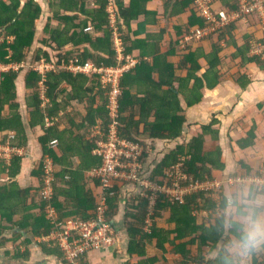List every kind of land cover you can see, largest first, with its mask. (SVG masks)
Returning <instances> with one entry per match:
<instances>
[{
	"label": "trees",
	"instance_id": "trees-1",
	"mask_svg": "<svg viewBox=\"0 0 264 264\" xmlns=\"http://www.w3.org/2000/svg\"><path fill=\"white\" fill-rule=\"evenodd\" d=\"M151 1L131 0L128 3L125 0H114L122 31L129 28V32L123 37L126 53L140 50L139 63L130 71H126L120 80L123 93L119 97V134L122 138L142 144L144 141L140 140L137 134L142 121L145 122L144 131L151 138L174 139L182 135L186 118L180 95L184 96L188 106H193L202 100V90L205 87L213 89L219 84L222 40H225L229 47L236 49L232 58L242 60L239 76L235 79L241 87L249 82L241 71L247 63L255 62L264 68L260 58L248 56L247 38L243 46L236 48L234 24L205 37L201 46L193 47L189 44L177 53L174 42L166 53H162L163 38L169 33L168 26H161L157 12L148 9ZM50 4L53 15L43 29L45 38L40 41L41 46L35 47L39 32L38 21L43 12L41 6L35 0H27L24 5L21 0H0V38H4V41L0 42V63L30 60L32 64H36L44 58L58 68L57 72H48L45 79L33 68L27 72L25 83L31 93L26 102L30 110L31 127H44L47 116L59 117V113L63 112L60 121L46 128L45 134L40 137L44 157L38 168L32 172L39 179L41 188L44 184V158L49 155L54 163L61 167L55 174L52 199H43L38 189L33 192L31 187L23 188L19 185L16 178L22 170V157L14 155L10 165L0 158V249L5 248L6 256L18 259L30 257L28 245L34 238H43L59 229L47 220V205L58 210L57 222H65L70 218L91 219L93 215L90 212L97 207L95 195L87 189L88 178L85 172L99 167L102 159L93 154L97 141L88 136L89 131L101 122L103 130L108 131L110 110L107 93L111 88H104L100 76L96 73L74 74L65 69V66L71 62L80 65L91 62L97 67H118L125 63L117 60L113 30L110 28L107 12L109 0H51ZM164 6L167 14L171 11L169 20L180 39L190 27L205 25L192 0H165ZM229 7L236 8V5L229 3ZM141 16L142 23L135 29L134 21L139 20ZM254 22L258 24L256 19ZM147 27L149 29L146 31V37L135 39L136 34L142 33ZM89 28L98 32L99 36L93 37ZM206 43L208 44L205 45ZM146 56H151L152 59L145 60ZM172 56L176 57L177 63L170 60ZM17 78L18 73L11 71L6 73L5 79L0 82V132H14L11 145L25 147L28 144L27 130L20 104L17 102ZM41 81L46 88V97L50 100L46 107L43 106L44 100L39 91ZM133 89L139 95L136 96ZM61 94L65 99L59 100ZM76 103L84 108L85 115L79 113ZM138 113L140 121L136 119ZM78 116L81 118L80 122L76 121ZM151 116H154L153 121H149ZM61 122L67 126L63 131L59 129ZM79 130L82 134L79 132L74 135L75 131ZM206 134H211L212 138L208 140ZM254 137V132L251 131L247 138L238 141V145L241 148L251 146ZM55 139L58 140L60 156L50 146L51 141ZM76 156L80 163L75 166L73 158ZM181 157H186L183 171L188 176L198 181L211 179L214 169H224L218 132L212 130V125L204 126L202 134L195 135L188 144L180 145L172 151L161 162L151 179L156 180V174L163 178V169L176 165ZM4 174L8 175V182L2 181ZM96 184L100 185L98 181ZM108 203L109 216H113L120 203L118 189L114 196L109 197ZM147 204L148 200L142 198L133 205L134 211L128 213L129 217L136 220L129 227V252L137 256V261L131 264H154L157 261L156 256H149L146 251V243L153 238L158 239V246L163 251L166 250V243L171 244V252L182 255L181 264H220L222 251L215 258L205 260L201 246H216L224 238L226 228L221 225L218 216L215 217L214 223L198 224L193 215L194 209H210L213 214H217L216 204L203 192L189 195L182 204L173 203L165 196H160L157 214L162 215L169 209L170 222L174 227L164 230L153 226L150 234L145 233L142 226ZM12 230L13 237H7ZM230 232L232 234L231 229ZM10 243L13 245L11 248ZM196 243L200 248L199 252L194 254L191 245ZM40 244L46 253L64 257L59 246L49 247L46 241Z\"/></svg>",
	"mask_w": 264,
	"mask_h": 264
},
{
	"label": "crops",
	"instance_id": "crops-1",
	"mask_svg": "<svg viewBox=\"0 0 264 264\" xmlns=\"http://www.w3.org/2000/svg\"><path fill=\"white\" fill-rule=\"evenodd\" d=\"M27 0H21L22 5L26 3ZM42 8V19L38 21V35L35 41V47L41 46L40 41L45 38L43 29L48 22V19L53 15V10L51 9V0H35ZM130 3L131 0H125ZM234 0H220L215 4V9L217 11L222 9H229V3H233ZM112 2L113 6H110ZM165 0H152L148 4V9L157 12V18L159 19V24L161 26H168V31L163 38V50L162 53H166L170 49V45L174 44L177 53L181 48L186 45H191L193 47L201 46L202 41H187L186 36L190 34L191 30H194L199 27H190L186 32L183 38H179L176 29L173 27V23L169 20V12H166ZM156 9V10H155ZM233 9V8H232ZM107 12L109 14V23L110 28L113 30V42L114 48L117 53V60L120 54L124 56H131L136 59L139 63L140 61V50H134L133 53H126L125 43H124V34L129 32V28L122 31L120 27V21L118 20V10L114 0L109 1L107 7ZM143 16L139 20L134 21L135 29L139 27L142 23ZM54 25H57L56 22H53ZM234 24V42L237 47H241L245 44L246 38L249 40V52L248 56L251 58H260L264 63L263 56L255 55L252 53L253 44L261 42L263 40V31L259 24L253 22L250 23H233ZM232 24V25H233ZM230 26V25H229ZM228 26V27H229ZM204 27V26H203ZM226 28V27H225ZM223 28V29H225ZM149 27L146 28L142 33L136 34L135 39L146 37V31ZM222 30V29H220ZM139 31V30H137ZM218 32V31H217ZM93 37L99 36V33L94 29L89 31ZM216 33V32H215ZM213 33V34H215ZM212 35V34H211ZM210 36V35H209ZM208 37V36H207ZM4 38H0V42H3ZM206 43L205 45H207ZM222 64L220 68L221 78L219 84L213 88L209 89L205 87L202 90V100L198 104L193 106H188L184 96L180 95V103L183 108V114L185 115L186 121L183 127L182 135L178 138L167 139V138H151L145 130V122L142 121L139 125L137 131L138 138L143 142V145L146 148V152L142 158V173L145 178H148L153 184L163 185L164 177L156 174V180L151 179V176L155 173L158 166L161 162L172 152L177 149L178 146L188 144L195 135L203 133V127L211 126L212 130L218 132V144L222 149V162L224 164V169H214L212 171L211 181H214L220 184V188L216 192H203L207 198L211 199L216 205L215 209L219 213L223 206L224 195L230 193L233 189H238L244 187L250 190L254 195L264 199V190L259 189L258 186L253 182L255 179H260L264 177V68L259 67L255 62L247 63L244 67V70H241L249 82L246 86L241 87L236 81V77L239 76V67L241 64V59H233L232 53L236 50L233 46L229 47L225 40H222ZM182 46V47H181ZM207 48V47H206ZM188 52V50H187ZM9 58V57H8ZM145 60H151V56H146ZM45 60L42 58L38 63L32 64L31 61L27 62H9L3 63L9 67L8 71L3 74V79H5V74L11 71L18 73L17 78V87L18 95L17 102L20 104V111L23 116V121L27 130V141L28 144L25 147L17 148L23 151L22 157V170L21 173L16 178L19 185L23 188L31 187L33 192L38 191L41 196L40 181L39 179L32 174L39 166V163L43 159V149L40 144V137L45 134V129L54 125V123L60 121V116L63 112H60L59 117H49L47 116L45 120V126L40 125L35 126L34 128L30 125V110L27 106V97L30 95L31 91L26 87V76L29 69L33 68L38 71V73L45 79L48 72H57V71H47L41 72L39 66L41 62ZM170 60L173 63H177L176 57H170ZM46 61V60H45ZM48 62V61H47ZM137 63V64H138ZM136 66V65H135ZM134 66V67H135ZM133 69V68H132ZM185 76V74H182ZM0 80V82L2 81ZM40 84V93L41 98L45 95L46 90L43 91L44 86L43 81L39 82ZM133 93L137 96V91L133 89ZM139 97V96H138ZM47 98V97H46ZM64 97L60 96L59 100H62ZM65 99V98H64ZM50 103L49 98L47 101L44 100L43 106L46 107ZM76 109L79 110V113L85 115L84 108L81 105L75 104ZM71 109V108H69ZM75 109V110H76ZM8 110V107H7ZM80 117L76 118L77 122H80ZM136 119L140 121V114H137ZM154 116L149 118V121H153ZM102 125V123H100ZM98 124V125H100ZM98 125L92 131H89L88 138L98 141L101 139L100 136L96 133ZM66 123L61 122L59 129L63 131L66 128ZM254 132V141L251 146L246 148H241L238 145V141L247 138L249 132ZM82 134V131H75L74 135ZM15 133L11 131L0 132V146L1 145H11L12 138ZM207 135V134H206ZM210 140L211 134L206 136ZM56 140V139H55ZM58 141V140H57ZM52 142V141H51ZM52 148V147H51ZM97 148V147H96ZM95 148V149H96ZM57 151V154L60 156L61 152L58 150V146L54 148ZM95 149L93 154L96 155ZM97 156V155H96ZM52 160V163L55 168V174L60 171L61 167L54 163L53 159L47 155ZM0 158L6 162L7 165H10V161L3 158L0 155ZM185 158L186 157H181ZM75 166L80 163L78 156L73 158ZM97 168V167H96ZM168 168V167H166ZM164 168L163 171L166 169ZM93 170V169H92ZM90 171H86L85 175L88 178L87 180V189L91 190L96 197L97 203L99 201L100 194L102 193V188L100 185L96 184L94 178L90 176ZM164 176V173H163ZM192 177V176H191ZM3 182H8L9 178L7 174L2 175L1 177ZM207 179V178H206ZM40 189V190H39ZM119 191V207L117 212L110 216L114 225L118 230V241L110 246H105L100 249L93 250L80 259L78 264H131L137 261V256L129 252V227L136 222L133 217H129L128 213L134 211L133 205L137 204V201L140 199H147L148 204L146 207V215L143 223V230L145 233L150 234L152 232L153 226H156L159 229L169 230L174 226L170 222V210H165L162 215H158L157 202L153 206H150V200L144 196L142 193L145 191L151 193L140 187L137 183L133 182H115L114 190ZM161 196V195H160ZM42 197V196H41ZM63 200V198H61ZM49 207L54 209L55 218L58 220L59 212L56 208L51 205H47L46 217L52 223L51 212ZM154 211V214L151 216V226L150 230L147 232L146 229V220L150 210ZM92 215L94 210L90 212ZM193 215L197 218L198 224H210L214 223L215 217L217 214H213L210 209H194ZM93 218V217H92ZM71 219V218H70ZM68 220V219H67ZM63 222V221H62ZM54 224V223H53ZM14 230L10 231L7 234V237H13ZM51 235V234H50ZM50 235L43 238H34L33 241L28 245L30 251V257L27 259L23 258H11L6 256L5 248L0 249V264H69L63 256L57 254L46 253L42 248L40 242H47V245L50 247L59 246L58 243L52 242L49 239ZM229 228H226L224 238L216 245H203L202 251L204 254L205 260H210L215 258L220 251H223L224 242L231 236ZM26 237V235L24 236ZM186 240V239H185ZM20 243V241H19ZM10 248L11 243L9 244ZM166 250L163 251L158 246V239L153 238L146 243V251L149 256H156L158 259L154 264H181L182 255L178 252L172 253V245L166 243ZM60 247V246H59ZM24 248V246H23ZM200 245L198 243L191 245V249L194 254L199 252ZM250 260L252 264H264V249H261L257 252H254L250 257L246 258Z\"/></svg>",
	"mask_w": 264,
	"mask_h": 264
},
{
	"label": "built area",
	"instance_id": "built-area-1",
	"mask_svg": "<svg viewBox=\"0 0 264 264\" xmlns=\"http://www.w3.org/2000/svg\"><path fill=\"white\" fill-rule=\"evenodd\" d=\"M111 1V0H109ZM195 9L204 19V27H199L190 31L186 36L187 41H197L228 27L233 23H253L255 19L261 26L264 33V0H234V7L217 11L214 7L220 0H192ZM112 7V2L110 3ZM91 31V29H89ZM255 55H261L264 59V34L263 40L253 44ZM120 62H125L123 66L118 67H97L93 63L85 65L71 62L65 66V69L74 74L96 73L100 76V81L104 88L110 86L107 93L109 100V119L108 131L103 130L102 125H98L97 134L100 136L95 153L102 159V164L91 170L89 173L92 178L100 183L102 193L100 194L97 207L94 210L93 218L83 220L81 218H71L65 222H57L54 209L49 207L51 212L52 223L59 227L53 231L49 237L54 243H58L63 251L64 258L69 264H78L82 256L85 254L113 245L118 241V230L109 216V197L115 195V182H133L151 193L143 192L142 196L148 198L151 204L161 196H165L173 203L182 204L186 197L199 192H216L220 188V184L211 181L195 180L188 176L184 171L185 158L171 167L164 170V184L157 185L145 178L142 171V158L146 152L145 146L131 139L122 138L120 136L119 122V97L122 96L120 80L126 71H130L137 65L138 61L131 56H118ZM78 62V60L76 61ZM9 67L0 64V80L3 74L8 71ZM57 66L53 63L43 60L39 66V70L43 73L47 71H57ZM46 88H43V91ZM47 101L45 95L42 98ZM102 123V122H101ZM58 141L53 140L50 143L52 148L57 147ZM23 151L12 145H1L0 155L10 161L14 155L21 156ZM44 184L41 189V196L45 200L52 199L54 195L55 168L52 160L45 157L43 160ZM255 185L259 189L264 190V177L255 179ZM47 212V210H46ZM154 211L151 209L146 220V231L151 226V216ZM197 264H205L199 262ZM244 264H252L250 260H245Z\"/></svg>",
	"mask_w": 264,
	"mask_h": 264
},
{
	"label": "clouds",
	"instance_id": "clouds-1",
	"mask_svg": "<svg viewBox=\"0 0 264 264\" xmlns=\"http://www.w3.org/2000/svg\"><path fill=\"white\" fill-rule=\"evenodd\" d=\"M221 225L232 230L224 242L220 264H244L264 249V199L241 187L226 193L219 213Z\"/></svg>",
	"mask_w": 264,
	"mask_h": 264
},
{
	"label": "rangeland",
	"instance_id": "rangeland-1",
	"mask_svg": "<svg viewBox=\"0 0 264 264\" xmlns=\"http://www.w3.org/2000/svg\"><path fill=\"white\" fill-rule=\"evenodd\" d=\"M42 19V18H41ZM41 19H40V21H41ZM89 29H91L92 30V28H89ZM10 40H11V38H9Z\"/></svg>",
	"mask_w": 264,
	"mask_h": 264
}]
</instances>
